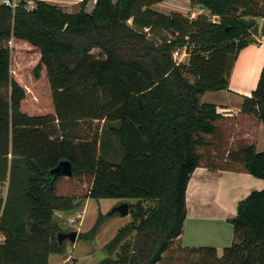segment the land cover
<instances>
[{"label": "trees", "instance_id": "1", "mask_svg": "<svg viewBox=\"0 0 264 264\" xmlns=\"http://www.w3.org/2000/svg\"><path fill=\"white\" fill-rule=\"evenodd\" d=\"M88 1L76 12L44 0L30 10L28 0L0 4V183L8 175L9 141L13 153L8 192L0 193V264H48L49 254L64 248L54 210L86 198L136 201L129 204L132 221L105 244L98 264H159L182 235L198 150L211 145L207 136L222 118L200 96L229 89L233 64L256 28L242 20L264 19V0H189L217 21L152 9L164 0H96L90 12ZM10 41L12 52L35 56L34 63L13 69ZM185 46L189 60L176 64L172 52ZM241 112L264 123V65ZM81 119L117 123L110 132L119 140V161L101 155L97 131L81 138L54 125ZM62 159L71 162L72 175L51 176ZM23 161L32 166L27 180ZM210 167L264 179V150L242 144ZM108 217L99 214L80 236L93 235ZM229 221L234 238L221 256L213 246L180 247L189 264H264V188L239 200Z\"/></svg>", "mask_w": 264, "mask_h": 264}, {"label": "crops", "instance_id": "2", "mask_svg": "<svg viewBox=\"0 0 264 264\" xmlns=\"http://www.w3.org/2000/svg\"><path fill=\"white\" fill-rule=\"evenodd\" d=\"M14 1L16 2V0ZM44 1L57 4L68 12L78 11L81 2V0ZM168 1H170V10L165 11L162 9L163 3ZM95 3L96 0H90L86 10L88 12L92 11ZM151 7L154 10L166 14L179 12L189 16L188 12H191L192 17H196L199 13L196 12V10L201 8L199 5H192L189 0H164ZM203 11L208 10L203 8ZM254 19L256 21V28L251 31L253 41L238 53L230 73L229 89L207 91L200 96V99L202 102L215 104L218 112L222 114V118L216 122L218 128L217 133L213 136H207L209 140L217 138L219 133L222 132L226 136L228 132L236 128L237 130L239 129V132L242 131L240 132V136L238 134L236 135V138L234 137L236 133L233 136L229 134L230 144L233 143L235 139H242L240 141L246 144L255 143L256 149L262 151L264 150V123L252 114L241 112L243 100L246 96L250 97L252 92L256 89L264 65V19ZM34 107L35 104H32L31 107H27L29 115L35 113ZM39 111H41V108H39ZM78 121H82V119ZM54 125L55 128L58 127L59 129L58 121H55ZM10 137L11 134H9V139ZM7 158V179L0 183V193L3 197L7 195L9 186V172L13 158L11 141L8 143ZM22 172L24 179L27 180L32 174V166L26 165V162L23 161ZM262 188H264V179L262 178L255 177L246 172L212 168L201 164L192 173L188 183L186 192L187 215L184 221L182 235L176 239V243L183 247L213 246L218 252L223 250L228 244L233 242V226L229 220L236 215L239 200L246 197L252 190H260ZM92 199L93 198L74 199V207L71 209H55L53 212V219L62 230V221L65 220L68 222L69 218L76 216L77 213H81V218H78L76 222L80 226H78L77 229L68 226L69 229H67L78 231L76 241L81 238V234L87 233V230L81 228V226L85 211L90 205L92 207V213L96 212L98 218L99 214L107 215L109 204H117L115 202H103V205L98 203L96 206V204L92 202ZM111 217L109 215V218L106 219L109 220ZM106 219L103 223L107 221ZM127 223L129 222L120 225L116 229V232ZM187 225H191L194 231H192V234L187 232ZM204 227L206 230L203 231L202 229ZM203 232L208 236L207 239H205L210 240L209 242H206L204 237L201 236ZM0 233L3 234L2 231H0ZM70 259H72L71 254L64 253L63 250L61 252H52L48 256V264H67ZM100 260L95 264H98Z\"/></svg>", "mask_w": 264, "mask_h": 264}, {"label": "rangeland", "instance_id": "3", "mask_svg": "<svg viewBox=\"0 0 264 264\" xmlns=\"http://www.w3.org/2000/svg\"><path fill=\"white\" fill-rule=\"evenodd\" d=\"M20 0H16V3H18ZM13 2H15L13 0ZM90 0L88 1V3ZM4 0H0V4H3ZM87 3V4H88ZM87 8V5H86ZM163 10L168 11L170 10V1L163 3ZM196 12H199V14H207L208 16L212 17L209 13V11H202L200 13V10H196ZM189 13V17H192L191 12ZM192 18H195L192 17ZM215 18V17H212ZM217 19V18H215ZM246 20L249 19V17H245ZM167 36L170 37V34L166 32ZM150 38H153L155 41H159L158 38L148 34ZM8 46L11 49V66L13 69L19 67V66H30L34 63L35 56H26L22 51L21 52H12V46L13 42L10 41L8 43ZM174 51V50H173ZM92 52L95 55H98L100 53L99 48H94ZM172 57H173V52H172ZM189 60V56L185 57L183 59L182 63H187ZM184 75L190 80L193 81V76H191L188 73H184ZM4 90V89H3ZM8 93H10V89L8 90ZM43 110H48L46 109L47 107L43 105ZM42 108V107H41ZM112 124H117V123H112L109 121H102V120H84L82 121H74L71 123H66L63 125H59V131L61 134H70V135H75L81 138H87L91 136L95 131L98 132L101 136V155L106 157L107 159L117 162L122 156V150L119 145V140L110 132V126ZM234 131V132H233ZM242 131V130H241ZM240 131V132H241ZM90 132V133H89ZM239 129L237 130L234 128V130H231V132H228V134L225 136V134L219 133V136L217 138L210 139L212 140L211 145L203 148H199V153L201 154V164L206 165L208 167L213 166V165H218L221 166L224 163V158L228 154L229 150L235 149L237 146L242 145L243 141H240L242 139H235L233 143L230 144V137L234 135L236 138V135L238 134L240 136ZM246 144V143H243ZM105 200V201H103ZM115 200V201H113ZM126 200L123 199H92V202H94L97 206L98 203H112L115 202L117 204L115 205H110L109 204V210L107 214L118 204L124 202ZM126 202L130 203H135V199H128ZM103 205V204H102ZM147 205V204H146ZM112 216V217H111ZM110 219L105 221V223H101V225L98 227L97 231L88 237H81L78 239L75 243H71L70 241H66L64 245L63 252L64 253H69L71 254L70 261H68L67 264H95L98 260L106 257L107 251L105 249V244L111 240L114 237V234L116 233V229L126 223V222H131L132 221V216L129 213V215L122 216L118 213L110 215ZM97 218V213L93 212L92 213V207L91 205L86 209L82 226L81 228L86 229L87 232L94 226ZM62 228L63 231H70L67 230L69 229L68 226L73 227V228H78V223H69L67 221H62ZM189 226V229H188ZM203 231L206 230L204 227L202 229ZM193 229L191 225H187V232L188 233H193ZM201 236L204 237V239H207V235L205 232L201 234ZM0 239L1 242L4 241L5 236L0 233ZM205 239V240H206ZM209 239V238H208ZM210 240H206V242H209ZM230 244H228L229 246ZM181 245L176 243V241L173 243V245L168 249V251L165 252L163 260L159 264H189V259L186 258L185 254L181 251L180 249ZM223 250H220L218 252V255H222Z\"/></svg>", "mask_w": 264, "mask_h": 264}, {"label": "water", "instance_id": "4", "mask_svg": "<svg viewBox=\"0 0 264 264\" xmlns=\"http://www.w3.org/2000/svg\"><path fill=\"white\" fill-rule=\"evenodd\" d=\"M201 8H204V5H200ZM242 23L250 28L253 25H255L256 21L255 19H249V20H242ZM73 173V168L72 164L68 159H62L59 161V163L51 168L49 170V174L53 177L57 176H67V175H72ZM129 203L124 201L118 205H116L109 213L108 215H112L115 213H118L122 216H126L129 214ZM78 231L76 230H70V231H63L59 230L56 234L57 242L59 246H63L64 243L68 240L71 243H75L77 239Z\"/></svg>", "mask_w": 264, "mask_h": 264}, {"label": "built area", "instance_id": "5", "mask_svg": "<svg viewBox=\"0 0 264 264\" xmlns=\"http://www.w3.org/2000/svg\"><path fill=\"white\" fill-rule=\"evenodd\" d=\"M4 4L6 5H9V6H12V7H15L17 5L16 2H13V0H4ZM34 7V1H28L27 5H26V8L28 10L32 9ZM200 13L203 11V8H200ZM212 17H215L217 18L216 16H212ZM211 17V20L212 21H217V19L215 18H212ZM144 31L145 32H149V28L145 27L144 28ZM190 53L187 49V47H182V48H176L174 51H173V60L175 61L176 64H179V63H182L183 62V59L187 56H189ZM81 213H77L76 216H73L71 218H69L68 222L69 223H76L78 218H81ZM0 243H1V239H0Z\"/></svg>", "mask_w": 264, "mask_h": 264}]
</instances>
